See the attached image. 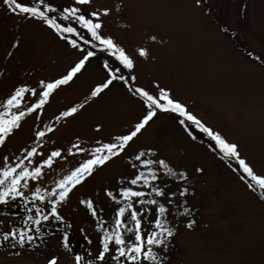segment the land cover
I'll list each match as a JSON object with an SVG mask.
<instances>
[{
	"label": "rangeland",
	"instance_id": "1",
	"mask_svg": "<svg viewBox=\"0 0 264 264\" xmlns=\"http://www.w3.org/2000/svg\"><path fill=\"white\" fill-rule=\"evenodd\" d=\"M119 3L93 0L92 7ZM105 31L131 54L138 46L149 47L146 59L137 58L134 74L138 86H150L155 80L171 89L205 124L237 143L241 155L256 170H264V0H125L122 12L105 18ZM149 34H155L157 41H148ZM14 39L20 44L11 49ZM241 48L250 49L253 55ZM8 51L13 54L6 59ZM78 55L46 27L0 7V72L4 73L0 96L17 81L35 82L63 73ZM105 74L99 58L92 59L74 82L52 97L44 120L82 101L89 87ZM142 112L138 100L117 81L78 116L61 123L53 137L59 144H67L76 135L106 138L125 131ZM97 122L103 125L101 133L94 132ZM31 124L29 117L8 148H0V152L23 144ZM194 132L196 140L179 126L176 114L158 113L133 145L156 147L189 176L187 184L180 186L189 189L184 199L195 224L186 228L189 216L180 219L172 209L170 219L177 232L168 250V264H264V198L248 190L239 174L208 149L206 136ZM78 159H70L66 167L75 165ZM196 167L204 171L196 173ZM124 171L119 161L98 171L62 210L72 224V232L84 228L90 235L93 250L94 225L77 200L81 193L95 195L103 186L113 184L117 174ZM168 186L171 191L177 190L176 181ZM99 202L104 204L102 192ZM0 220L5 217L0 215ZM10 226L5 221L0 229ZM59 235H44L23 248L0 244V264H45L49 253L64 251L58 247ZM83 246L88 247L87 243ZM78 248L77 252L82 251L81 245Z\"/></svg>",
	"mask_w": 264,
	"mask_h": 264
},
{
	"label": "snow or ice",
	"instance_id": "2",
	"mask_svg": "<svg viewBox=\"0 0 264 264\" xmlns=\"http://www.w3.org/2000/svg\"><path fill=\"white\" fill-rule=\"evenodd\" d=\"M92 3L93 0H0V7L20 19L41 24L79 53L63 73L35 82L17 81L0 96V148L7 149L32 117L25 142L11 151L0 152V208L6 210L0 212L5 217L0 225L5 221L11 225L7 230L0 229V244L13 248L31 246L45 235L44 223L55 222L63 227L58 247L64 251L49 253L45 264H168V250L177 232L170 219L172 209L183 216L191 214L184 199L189 189L180 186L187 184L189 176L156 147L133 148L158 113L176 114L177 123L192 140L197 139L194 129L206 136L208 149L237 172L245 187L259 193L260 198H264V170H256L241 155L237 143L205 124L171 89L155 80L150 86H138L134 74L137 58L146 59L149 47L138 46L131 54L105 31V18L122 12L125 0L102 7H92ZM146 39L156 42L157 36L149 34ZM19 44L20 40L14 39L10 48L16 49ZM98 53L107 57L102 62L104 78L89 87L82 101L73 102L45 121L44 112L52 97L74 82L92 59L98 58ZM12 54L8 51L6 59ZM3 74L0 72V77ZM117 81L141 104L140 118L125 131L106 138L76 135L67 144H59L53 133L61 123L78 116ZM102 131L103 125L97 122L94 132ZM77 158L75 165L66 167L70 159ZM117 161L126 171L118 173L113 184L103 186L95 195L81 193L77 200L94 225L96 236L93 250L90 235L79 228L88 247L81 245L82 251L77 252L71 242L72 224L62 210L89 179ZM203 171V167L195 168L196 173ZM171 181L177 182L176 191L169 190ZM101 192L103 205L99 202ZM194 224V219H188L185 227L191 229Z\"/></svg>",
	"mask_w": 264,
	"mask_h": 264
},
{
	"label": "trees",
	"instance_id": "3",
	"mask_svg": "<svg viewBox=\"0 0 264 264\" xmlns=\"http://www.w3.org/2000/svg\"><path fill=\"white\" fill-rule=\"evenodd\" d=\"M11 13V12H10ZM242 50H244L245 51V53H248V55H253L252 53H251V50L249 49V50H245L244 48H241ZM98 58H99V60L101 61V62H103V60L105 59V58H107L106 57V55L105 54H101V53H98ZM205 141H207V142H209L208 141V138L206 137V139H205ZM226 163V162H225ZM185 206H187V205H185ZM187 207H189V206H187ZM190 208V207H189ZM6 211L5 209H2V208H0V211ZM182 210V209H181ZM191 210V209H190ZM188 216H189V218H188ZM188 216H183V215H180V219L182 218V219H184V217H186V218H188V219H191V217H192V210H191V214L190 215H188ZM106 219V218H105ZM63 230V227L62 226H58L55 222H53L51 225H49L47 222H45L44 223V225H43V227H42V231L45 233V235H48V234H50V233H55V232H61ZM73 234H75V235H78L76 238H74L73 236ZM80 232L79 231H77V232H72V230H71V232H70V236H71V242H72V244L74 245V247H75V250L77 251L79 248V246L80 245H83V244H85L86 242L82 239V236H80ZM39 240V239H38ZM173 242V241H172Z\"/></svg>",
	"mask_w": 264,
	"mask_h": 264
}]
</instances>
